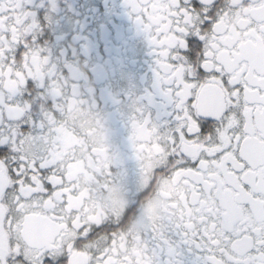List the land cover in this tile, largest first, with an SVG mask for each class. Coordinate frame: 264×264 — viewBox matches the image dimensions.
<instances>
[{
    "label": "snow or ice",
    "instance_id": "6c2138e0",
    "mask_svg": "<svg viewBox=\"0 0 264 264\" xmlns=\"http://www.w3.org/2000/svg\"><path fill=\"white\" fill-rule=\"evenodd\" d=\"M124 3L154 57L152 81L110 102L124 125L127 109L151 126L154 167L126 211L105 215L76 173L91 147L64 144V127L83 133L68 117L86 101L49 35L60 0H0V264H130L118 237L161 181L173 203L140 233L143 264H264V165L243 154L249 136L264 141V64L229 39L239 20L264 45V0ZM229 174L234 223L218 192ZM36 214L50 222L43 238L29 229Z\"/></svg>",
    "mask_w": 264,
    "mask_h": 264
},
{
    "label": "flooded vegetation",
    "instance_id": "af4514ba",
    "mask_svg": "<svg viewBox=\"0 0 264 264\" xmlns=\"http://www.w3.org/2000/svg\"><path fill=\"white\" fill-rule=\"evenodd\" d=\"M60 9L49 35L53 46L63 50L74 63L76 74L83 78L86 101L68 117L83 133L64 127L65 148L74 144L91 147L86 164L81 162L76 168L82 195L97 194L105 215V209L122 214L133 202V194L144 191L151 182L155 145L150 141L154 133L130 110H124L126 126L114 118L116 105L110 100L141 94L150 86L154 57L124 0H60ZM240 24L237 20L232 25L229 39L239 40L243 54L254 64H264V45L245 40ZM243 154L254 166L264 165V141L249 136ZM219 181L224 216L234 223L241 215L240 196L227 185L236 181L231 174L228 180L219 177ZM173 194V185L161 181L143 198L139 214L118 237L119 248L128 253L130 264H143L140 233L169 210ZM29 229L33 236L43 238L49 233L50 222L36 214Z\"/></svg>",
    "mask_w": 264,
    "mask_h": 264
}]
</instances>
